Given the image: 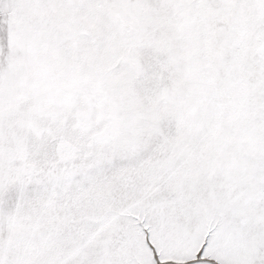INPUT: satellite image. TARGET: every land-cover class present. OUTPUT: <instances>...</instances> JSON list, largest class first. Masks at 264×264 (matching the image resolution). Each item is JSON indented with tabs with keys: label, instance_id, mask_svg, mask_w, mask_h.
<instances>
[{
	"label": "snow or ice",
	"instance_id": "1",
	"mask_svg": "<svg viewBox=\"0 0 264 264\" xmlns=\"http://www.w3.org/2000/svg\"><path fill=\"white\" fill-rule=\"evenodd\" d=\"M0 264H264V0H0Z\"/></svg>",
	"mask_w": 264,
	"mask_h": 264
}]
</instances>
